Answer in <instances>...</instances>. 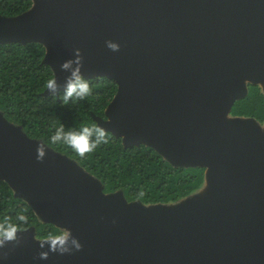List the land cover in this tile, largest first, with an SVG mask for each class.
<instances>
[{"label":"water","instance_id":"95a60500","mask_svg":"<svg viewBox=\"0 0 264 264\" xmlns=\"http://www.w3.org/2000/svg\"><path fill=\"white\" fill-rule=\"evenodd\" d=\"M32 2L0 15V43L45 46V94L74 73L111 79L99 127L205 172L176 203L127 201L0 111V179L68 233L61 244L16 231L0 264H264V123L230 114L248 84L264 93V0Z\"/></svg>","mask_w":264,"mask_h":264},{"label":"trees","instance_id":"16d2710c","mask_svg":"<svg viewBox=\"0 0 264 264\" xmlns=\"http://www.w3.org/2000/svg\"><path fill=\"white\" fill-rule=\"evenodd\" d=\"M32 0H0V15L19 16L32 8ZM45 46L37 41L0 43V111L5 119L22 128L31 139L74 160L102 186L106 194L120 191L127 201L142 204H170L196 191L203 183V167H183L170 163L149 145L125 146L121 137L105 131L108 143L81 157L63 138L56 144L51 136L62 125L64 132L98 126L94 116L105 119V108L117 91L116 83L106 77L83 78L90 94L81 99L45 94L47 81L54 79L52 68L44 63ZM230 114L264 123V93L248 84L247 94L234 102ZM97 138L93 130L92 140ZM20 215L27 217L22 221ZM14 226L17 231L34 230L38 239L57 237L61 230L39 219L24 199L15 196L10 185L0 179V228Z\"/></svg>","mask_w":264,"mask_h":264},{"label":"clouds","instance_id":"9594fccd","mask_svg":"<svg viewBox=\"0 0 264 264\" xmlns=\"http://www.w3.org/2000/svg\"><path fill=\"white\" fill-rule=\"evenodd\" d=\"M114 50L116 49V45H109ZM67 67V65H65ZM75 80L74 82L69 84L68 90L66 92L65 96V103H67V98L72 97L75 95L78 98H85L90 94V85L89 82L78 75L74 73ZM47 88L54 89L55 88V81L54 79H49L47 81ZM93 130H95L97 134V138L95 140H92V134ZM63 138L64 143L69 146L71 149H73L76 153H78L81 157L85 156L86 153L93 152L99 145L101 144H107L108 139L106 136V133L104 130H101L100 128L96 127L95 125H92L91 128L89 127H83L80 131H69L67 133L64 132V128L61 125L58 129L55 135L51 136V142L53 144H56L58 141ZM40 157L43 156V152L41 151L39 153ZM19 219L24 221L27 219L24 215H20ZM17 231V228L14 226H5L3 228H0V241H11L14 240L15 233ZM67 234H64V236L57 237L60 240V243H64V238Z\"/></svg>","mask_w":264,"mask_h":264},{"label":"rangeland","instance_id":"374dc122","mask_svg":"<svg viewBox=\"0 0 264 264\" xmlns=\"http://www.w3.org/2000/svg\"><path fill=\"white\" fill-rule=\"evenodd\" d=\"M1 119V118H0ZM78 164V163H77ZM79 165V164H78ZM205 184H206V182H205ZM203 187V186H202ZM201 187V188H202ZM203 188H205V186L203 187ZM64 234H68L65 230H61V234L60 235H58L57 237H59V236H64ZM67 236V235H66ZM65 236V237H66ZM40 241V240H39Z\"/></svg>","mask_w":264,"mask_h":264}]
</instances>
